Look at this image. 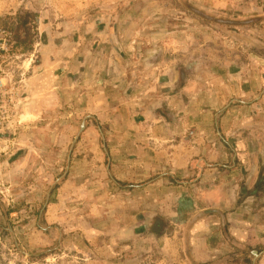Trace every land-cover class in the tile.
Segmentation results:
<instances>
[{"label":"rangeland","instance_id":"obj_1","mask_svg":"<svg viewBox=\"0 0 264 264\" xmlns=\"http://www.w3.org/2000/svg\"><path fill=\"white\" fill-rule=\"evenodd\" d=\"M117 75L143 109H88ZM0 82V264H264V0H0Z\"/></svg>","mask_w":264,"mask_h":264},{"label":"crops","instance_id":"obj_2","mask_svg":"<svg viewBox=\"0 0 264 264\" xmlns=\"http://www.w3.org/2000/svg\"><path fill=\"white\" fill-rule=\"evenodd\" d=\"M126 77H123L121 75L112 76L109 80H105L104 87H98V84L92 85V90L94 91L91 93L88 109H117L119 119L126 118L124 109H143L142 106L139 104L137 95V92L132 94V96H128L125 94V85H123V82L125 81ZM95 82V81H94ZM182 83V82H181ZM99 88V90H98ZM104 88V89H103ZM97 90V91H96ZM161 103L154 102L151 107L148 109H159ZM213 124V123H212ZM129 125V124H128ZM127 125V126H128ZM125 127L126 125H122ZM216 126V124H215ZM123 127L120 125H117L116 130L120 131L116 133V140L113 139L111 141L112 145L120 146L117 147L116 151L110 150L111 155L115 158V155L118 157V162L123 163H129L130 161L125 160L130 152L132 151V154L137 155V159L133 162L135 165H137V168H129L128 166H118L120 170L123 169L126 170V173L124 174V177L127 181H135L138 179H142L144 177H147L151 175L153 172L157 170V167L164 164L167 161L172 162L173 159L170 156L165 155V151L162 150L157 146L158 143L161 140L165 141V138H168V134L165 133V130L170 129L169 124H163L159 125V122L153 123L152 129L155 130V136H147L149 135V129L147 127H143V124L137 128L140 130V134H134V136H139L138 139L135 138H126L127 136L124 134V131L122 130ZM217 127V126H216ZM214 127V124L212 125V131L209 133L210 135L213 134L215 131H217L216 134H220V130L217 127ZM135 128V129H136ZM151 129V130H152ZM209 129V128H208ZM218 129V130H217ZM221 129L225 130V124H222ZM148 130V131H145ZM122 131V132H121ZM151 138V139H150ZM152 139H155V141H152ZM167 140H172L171 137H169ZM155 142V143H154ZM218 141L213 139L212 143H209L212 146L216 145ZM151 145V146H150ZM152 145L155 146V148H151ZM149 148L153 153H148L149 156H145L146 148ZM212 157L209 156L208 158H200L202 161L211 160ZM179 160L183 161L185 160L188 164L189 161V154H187L186 159L180 158ZM184 165V167L181 169L182 172H189V165ZM140 165V166H138ZM123 170V171H124ZM125 172V171H124ZM166 188V187H165ZM168 190H171L174 187H167ZM183 188V187H181ZM197 195V194H196ZM169 202V201H168ZM167 204V202H166ZM155 217V215L153 216ZM155 220V218H154ZM156 218V223H157Z\"/></svg>","mask_w":264,"mask_h":264},{"label":"built area","instance_id":"obj_3","mask_svg":"<svg viewBox=\"0 0 264 264\" xmlns=\"http://www.w3.org/2000/svg\"><path fill=\"white\" fill-rule=\"evenodd\" d=\"M5 98L6 95L3 96V85L2 83L0 82V109H7V106L6 105H1V101L3 100L2 98Z\"/></svg>","mask_w":264,"mask_h":264},{"label":"trees","instance_id":"obj_4","mask_svg":"<svg viewBox=\"0 0 264 264\" xmlns=\"http://www.w3.org/2000/svg\"><path fill=\"white\" fill-rule=\"evenodd\" d=\"M20 18V17H19Z\"/></svg>","mask_w":264,"mask_h":264}]
</instances>
